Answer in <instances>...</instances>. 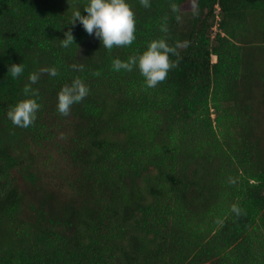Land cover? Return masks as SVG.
I'll use <instances>...</instances> for the list:
<instances>
[{"label": "trees", "instance_id": "obj_1", "mask_svg": "<svg viewBox=\"0 0 264 264\" xmlns=\"http://www.w3.org/2000/svg\"><path fill=\"white\" fill-rule=\"evenodd\" d=\"M129 2L136 38L106 49L70 24L88 0H0V264H264V0ZM156 38L178 47L155 87L113 69ZM77 78L89 93L62 115ZM29 95L22 128L7 112Z\"/></svg>", "mask_w": 264, "mask_h": 264}, {"label": "clouds", "instance_id": "obj_2", "mask_svg": "<svg viewBox=\"0 0 264 264\" xmlns=\"http://www.w3.org/2000/svg\"><path fill=\"white\" fill-rule=\"evenodd\" d=\"M140 3L144 7H149V0H140ZM83 11L86 15H82L80 10L74 11L70 24L75 25L78 21L87 34L94 35L101 41L104 48L112 49L113 46L131 45L135 40L136 14L129 0H88ZM64 37L60 39L63 47H68L75 42L71 29L64 33ZM177 47L178 45L171 46L165 38H156L149 41L141 53L128 60L113 59L112 67L116 71L121 69L131 71L134 67L138 68L145 79L146 86L152 88L166 78L170 69L176 67L177 62L171 60L170 56L177 55ZM41 71H46L51 76L57 75L55 67L43 68ZM8 72L18 77L23 72L22 63L11 64ZM38 78V73H32L29 76L32 83H35ZM24 91L30 93L32 90L26 86ZM88 93L89 87L84 81L79 78L74 79L71 84L64 85L58 93L57 110L62 115H68L71 106L83 100ZM39 108L40 104L34 95H29L12 106L7 116L14 125L27 128L35 121ZM232 211L236 215L241 214V209L236 205L232 206Z\"/></svg>", "mask_w": 264, "mask_h": 264}, {"label": "rangeland", "instance_id": "obj_3", "mask_svg": "<svg viewBox=\"0 0 264 264\" xmlns=\"http://www.w3.org/2000/svg\"><path fill=\"white\" fill-rule=\"evenodd\" d=\"M220 8L217 6L215 11V18L209 19L207 22H214L212 25V28L207 30V33L211 34L212 36H215V34L219 31V21L221 19V16L219 14ZM195 16V14L191 11H183L181 14V24L182 26H186L188 23H191L192 18ZM204 16V15H203ZM191 25V24H190ZM212 60L214 62L217 61L216 56H212ZM212 118H215V111L212 109ZM10 183V176L7 170V167L4 163L0 162V196L9 188Z\"/></svg>", "mask_w": 264, "mask_h": 264}]
</instances>
